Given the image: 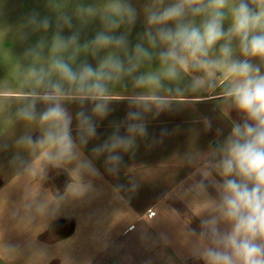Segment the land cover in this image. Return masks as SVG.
Listing matches in <instances>:
<instances>
[{
    "label": "crops",
    "instance_id": "0c3cea01",
    "mask_svg": "<svg viewBox=\"0 0 264 264\" xmlns=\"http://www.w3.org/2000/svg\"><path fill=\"white\" fill-rule=\"evenodd\" d=\"M9 1L11 8L21 2ZM1 6L3 40L9 36L1 30L7 24ZM232 47L233 59L245 58L238 39ZM219 56L217 45L208 59ZM249 59L264 72L259 58ZM203 70L210 72L211 87L165 97L162 107L148 109L147 134L127 152L118 150L119 165L107 162V152L92 150L113 135L122 117L108 112L101 120L107 130L87 137L71 115V135L81 145L70 159L61 158L56 144L42 146L38 130L24 129V116L3 114L8 103L0 99V264H205L201 253L211 240L202 222L214 215L213 184L222 179L215 162L243 116L225 97L234 79L227 66ZM124 125L121 136L128 135ZM219 226L226 230L223 222Z\"/></svg>",
    "mask_w": 264,
    "mask_h": 264
},
{
    "label": "clouds",
    "instance_id": "9594fccd",
    "mask_svg": "<svg viewBox=\"0 0 264 264\" xmlns=\"http://www.w3.org/2000/svg\"><path fill=\"white\" fill-rule=\"evenodd\" d=\"M115 12L118 18L107 24V31L97 32L83 48L91 49L94 57L102 49H119L125 59L110 52L99 59L96 67L84 62L76 70L63 58H55L51 67L60 81L69 85L68 89L64 83L46 84L38 78V87L45 90L35 93L29 109L22 110L21 114L34 120L37 118L36 102L46 104L39 119L53 122L57 132L55 135L49 133L48 139L59 147L61 158L70 159L75 148L70 131L72 117L63 102H92V113L106 116L111 95L108 85L123 76L133 75L143 61H150L153 58L150 48L163 46L157 58L164 66V72L162 75L135 76L136 87L159 89L163 86L162 79L175 81L180 71L225 64L234 78L225 89V97L242 114L243 120L233 124L215 162V170L222 179L213 184L217 192V198L212 201L214 215L202 222L210 234L211 246L204 249L200 258L205 264H264V72L249 59L259 58L264 63V0H172L170 3L149 0L143 9L146 28L138 37L141 42L132 46L126 35L110 33L122 24L131 29L138 18L137 9L130 2H122ZM92 14L91 6L77 9L81 18ZM197 17L202 18L199 23ZM229 17L231 22L226 29L225 21ZM61 19L64 25L72 27L70 17ZM32 23L43 29L50 27L47 17L37 21L33 16ZM233 39H238L244 59H233ZM56 40L60 50L79 46L75 33L68 37L57 36ZM217 45L220 56L216 61H210L209 53ZM201 82L202 78L196 77L193 86H199ZM145 99H151L158 108L166 103L165 97L157 95L136 97L132 102L140 104ZM76 118L82 132L87 137H95L96 126L92 118L83 111L78 112ZM128 118L139 121L141 114L129 112ZM127 133L121 136L117 128L107 141L93 148V153L107 152V162L119 165L122 157L117 154L118 150L132 149L135 137L145 136L147 130L143 123H130ZM82 142L86 144L87 139ZM221 222L227 226L226 230L220 228Z\"/></svg>",
    "mask_w": 264,
    "mask_h": 264
},
{
    "label": "rangeland",
    "instance_id": "374dc122",
    "mask_svg": "<svg viewBox=\"0 0 264 264\" xmlns=\"http://www.w3.org/2000/svg\"><path fill=\"white\" fill-rule=\"evenodd\" d=\"M21 2L19 1L18 8L16 4L11 8L10 5L13 4L9 0L0 2L4 16L7 18V24L2 26L1 30L9 36L0 40V99L8 103L7 106L3 107V114L8 115L10 120L21 119L20 116L23 118L21 112L29 109L33 95L45 90L43 87H38V78H42L46 84L64 83L65 89H68L69 85L60 81L58 74L51 67L55 58H63L76 70L84 62L96 67L99 59L110 52H115L121 59H125L123 51L115 48L102 49L94 57L91 49L85 50L83 45L92 40L97 32L107 31V24L118 18L115 8L122 2H130L137 9V21L131 29L127 24H122L118 30L110 34L126 35L130 46L141 42L138 37L146 28L143 9L149 0H21ZM165 2L170 3L172 0H165ZM80 6H91L93 14L85 15L83 18L79 17L77 9ZM250 6L255 7V5ZM33 16L36 17L37 21L47 17L50 21V27L48 29L38 27L37 24L32 23ZM63 16L71 18V28L63 24L61 19ZM201 19V17H197L196 22L199 23ZM74 33L78 35L79 46L74 45L63 50L57 49V36L68 37ZM145 47H148L146 42ZM161 50H163V46H158L156 49L150 48L149 51L153 54L150 61H143L133 75L123 76L119 81H114L108 85L111 94L108 103L109 113H113L114 116L117 115L116 117H122V122L117 127L119 134L126 129L124 123L127 126L130 123H143L146 126V122L150 120L148 117L152 116L148 114V109L156 106L152 100L145 99L140 104H135L132 102L134 98H150L153 95L162 97L192 96L211 87L208 80L210 73L208 70H203V72L201 70L180 71L179 78L175 81L162 79L163 86L159 89L148 86L136 87L134 83L135 76L148 73L162 75L164 66L157 58V54ZM196 77L202 78L199 86H193V80ZM168 89H171V91H168ZM63 104L70 115H77L81 111L89 115L95 123L96 134H99L97 130H107V127H104L106 125L101 121L107 118L92 113V102L80 103L78 100H66ZM46 107V104L36 102L35 112L37 118L35 121L32 122V120L23 118V127L26 131L32 128L38 130L42 137V146H50L52 141L48 139V134L57 131L53 122L39 119V114ZM129 112H139L141 119L139 121L130 120L128 118ZM74 124L75 120L72 118L71 132L75 130ZM154 125H160V123ZM117 128L110 131L113 129L111 127L109 129L110 133L116 132ZM139 137L144 138L138 136L135 139H140ZM37 139L39 137H35V140ZM73 140L75 148H79L81 145L80 140L75 138ZM45 167H48L47 163Z\"/></svg>",
    "mask_w": 264,
    "mask_h": 264
}]
</instances>
